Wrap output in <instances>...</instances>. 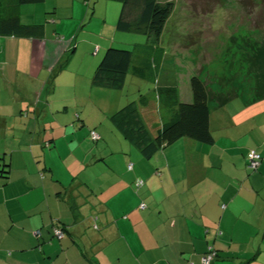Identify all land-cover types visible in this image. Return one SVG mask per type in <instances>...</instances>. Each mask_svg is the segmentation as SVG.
<instances>
[{
	"label": "crops",
	"instance_id": "crops-1",
	"mask_svg": "<svg viewBox=\"0 0 264 264\" xmlns=\"http://www.w3.org/2000/svg\"><path fill=\"white\" fill-rule=\"evenodd\" d=\"M45 38L0 36V62L7 67L11 55L22 53L29 65L15 82L28 110L7 113L0 101V157L11 164L8 177L0 175V264H204L209 246L217 249L209 264H264V75L250 98H209L211 130L218 132L213 144L184 137L147 159L131 142L112 151L103 132L106 140L80 158L79 118L38 112L42 95L27 101L23 86L33 82L43 93L70 48L60 38L62 44L46 46ZM171 80L167 74L166 83H157L176 85ZM179 93L191 100L188 87ZM153 101L158 120L143 119L154 136L165 112ZM213 150L221 153L219 167ZM251 150L262 156L255 169ZM137 179L144 184L137 187ZM256 197L262 207L253 204ZM59 225L66 230L62 239L54 234ZM240 240L259 243L258 253L248 256Z\"/></svg>",
	"mask_w": 264,
	"mask_h": 264
},
{
	"label": "rangeland",
	"instance_id": "rangeland-1",
	"mask_svg": "<svg viewBox=\"0 0 264 264\" xmlns=\"http://www.w3.org/2000/svg\"><path fill=\"white\" fill-rule=\"evenodd\" d=\"M160 1L174 3L173 12L167 21L160 44L166 51L158 75L160 82L166 83L163 78L169 74L172 80L168 83L178 85L183 93L186 92L187 87L190 90V76L196 73L206 83L211 102L237 93L247 98L252 97L255 81L264 75L262 0H257L259 2L255 5L250 3L245 6L236 0ZM121 8V2L110 0H45L42 3L22 5L21 8L23 24L45 25L46 46L62 44L55 41L60 38L63 44L70 47L62 51V60L58 63V69L51 70L53 75L50 76L51 80L44 84L46 87L43 93L41 90H36L33 82L23 87L27 90L29 103L35 101L37 94L42 95L38 112H68L64 114L66 118H71L72 115L76 119L79 118L77 119L80 131L78 138L81 143L78 139L76 142L81 146L78 151L80 158L84 156L90 145L96 147L93 131L98 135L99 144L106 140L103 132H107L110 142H113L112 151L117 148L122 149L124 146L120 144L121 142L130 144V141L126 140L116 128L110 116L130 101H139L141 94L147 93L151 97L149 107L140 106L145 115L142 113V117L145 120V117H151L148 121L153 123L158 120L155 112L159 110L153 101V84L133 74L132 67L123 89L97 87L92 84L94 71L109 47L133 50L136 54L139 48L148 45V37L145 34L117 29ZM55 17L58 20L53 21ZM7 62V67L0 62V101L7 104L5 111L11 113L13 108L16 111L23 108L22 98H19L22 94L15 92L17 89L15 82H17L18 70L27 71L29 65L26 56L22 53L11 55ZM22 78H25L24 75ZM54 91V95H51ZM23 110H28L27 104ZM31 111L35 112V108H31ZM148 111H151L150 116ZM57 117L60 118L61 114L57 113ZM9 119L11 123L12 117ZM63 122L66 123L67 120L63 119ZM66 135L71 139L70 130ZM215 135H218L216 130L214 137ZM206 146L210 147V145ZM212 159L216 160L215 165L218 167L221 165L222 162L217 160L221 159V153L213 150ZM207 161L209 164V155ZM224 165L227 169V164ZM118 169L123 172V167ZM212 172L213 170L210 169L209 173ZM252 202L258 207L263 206L257 197L253 198ZM242 230L244 229L240 226L241 235ZM240 242L239 248H242L243 252L246 249L251 250L248 256L253 257L258 253L259 243L248 244L244 240ZM261 259L264 260V252ZM251 264H262V262L255 260L251 261Z\"/></svg>",
	"mask_w": 264,
	"mask_h": 264
},
{
	"label": "trees",
	"instance_id": "trees-1",
	"mask_svg": "<svg viewBox=\"0 0 264 264\" xmlns=\"http://www.w3.org/2000/svg\"><path fill=\"white\" fill-rule=\"evenodd\" d=\"M44 1L0 0V36L43 39L46 33L45 26L43 24H23L21 7L24 4ZM110 1H118L122 4L117 29L145 34L148 37V45L137 50V57L133 50L109 47L94 71L92 84L97 87L123 89L132 67L133 74L145 78L146 81L153 84L154 99L159 101L165 112L164 121L153 136L146 127L140 112V106H148L151 97L147 93L141 94L139 101H130L110 116L116 128L147 159H151L155 153L184 137L205 144H213L215 137L210 124V97L202 77L196 73L190 76V101L180 98L177 85H158L157 83L166 53L164 46H160L161 39L167 21L173 12L174 3L172 1L161 2L160 0ZM236 1L243 6L250 3L255 5L259 2L257 0ZM262 3L264 4V0ZM0 161V175L8 177L11 164L3 156L0 157ZM139 181L144 184L143 179H137L136 186ZM60 227L66 234L65 226ZM211 250L217 251L216 248L209 246L205 255Z\"/></svg>",
	"mask_w": 264,
	"mask_h": 264
},
{
	"label": "built area",
	"instance_id": "built-area-1",
	"mask_svg": "<svg viewBox=\"0 0 264 264\" xmlns=\"http://www.w3.org/2000/svg\"><path fill=\"white\" fill-rule=\"evenodd\" d=\"M92 135L94 138H98V135L93 131L92 132ZM262 159V156L260 153H258L257 151L255 150H251L249 153H248V160H249V166L251 168H257L260 164V161ZM132 166H130L131 168ZM143 184L142 181H139L137 183V186H141ZM37 235H41V230H36L35 232ZM54 234L55 236L58 238V239H62L64 236H65V231L62 227L60 226H57L55 229H54ZM217 254V251L215 252L214 250H211L208 254H206L204 257H203V263L204 264H209L210 261L216 256Z\"/></svg>",
	"mask_w": 264,
	"mask_h": 264
}]
</instances>
